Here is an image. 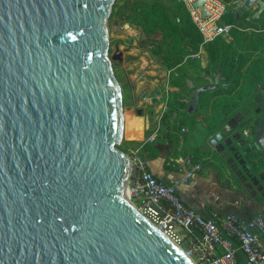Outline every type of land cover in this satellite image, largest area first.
Returning <instances> with one entry per match:
<instances>
[{"label": "water", "instance_id": "95a60500", "mask_svg": "<svg viewBox=\"0 0 264 264\" xmlns=\"http://www.w3.org/2000/svg\"><path fill=\"white\" fill-rule=\"evenodd\" d=\"M116 1L0 0V264H193L122 195ZM206 1L194 3L205 16ZM238 1L264 12V0ZM216 88H194L188 115ZM254 145L264 152V116Z\"/></svg>", "mask_w": 264, "mask_h": 264}, {"label": "rangeland", "instance_id": "374dc122", "mask_svg": "<svg viewBox=\"0 0 264 264\" xmlns=\"http://www.w3.org/2000/svg\"><path fill=\"white\" fill-rule=\"evenodd\" d=\"M155 1L116 2L108 21L109 58L124 102L123 142H126V150L158 133L152 150L165 153L166 167L177 170L184 156L191 155L199 161L211 155L209 137L213 139L221 134L226 138L227 135L222 132L225 126L230 139H222L218 149L214 148L233 161L234 166H230L234 170L231 171L234 185L249 195L253 206L263 207L264 152L256 149L254 134L260 118L255 110L261 108L264 101V12L260 21H255L257 5L250 9L242 6L238 11L226 3L222 23L234 26L236 34L244 35L243 41L234 43L231 38H219L205 44L184 0H165L167 14L175 27L173 35L151 37L140 16V9H150ZM182 7L186 13L179 11ZM232 11H237L238 16L234 24H231ZM117 41L122 43L117 45ZM225 43L231 47L226 48ZM130 48H133L132 52L136 50L134 54L142 53L143 57L149 58L142 60L141 64L137 63L141 73L135 77L129 73L133 69L127 60V56L132 54L129 53ZM149 64L163 67L168 80L176 79L183 88L171 87L167 82L163 89L147 80L144 68L151 69ZM134 66L137 67L136 64ZM214 84L217 89L201 97L199 111L190 117L188 105L182 100H191L194 88ZM201 116L205 118L203 121ZM245 131L248 134L245 135ZM238 135L240 138L236 139ZM240 141L244 142L243 150ZM234 152L243 154L246 169L238 163ZM216 170L221 184L228 182L225 176L230 174L225 166L221 165ZM237 171L242 172L244 177L237 175ZM216 190L217 186L211 183L203 190L197 187L192 192L199 201L215 208Z\"/></svg>", "mask_w": 264, "mask_h": 264}, {"label": "built area", "instance_id": "2783aa9c", "mask_svg": "<svg viewBox=\"0 0 264 264\" xmlns=\"http://www.w3.org/2000/svg\"><path fill=\"white\" fill-rule=\"evenodd\" d=\"M125 0H117L122 2ZM184 0L204 43L232 38L234 26L222 23L226 4L207 0L208 15ZM159 97V96H158ZM166 104V101H165ZM167 106V104H166ZM158 133L124 151L130 162L128 190L130 204L148 222L179 246L194 264H264V209L252 219L213 212L206 217L186 204L180 188L188 185L203 168L204 159L188 155L179 172L182 177L168 185L150 167L147 146ZM123 145V139L119 147Z\"/></svg>", "mask_w": 264, "mask_h": 264}, {"label": "crops", "instance_id": "0c3cea01", "mask_svg": "<svg viewBox=\"0 0 264 264\" xmlns=\"http://www.w3.org/2000/svg\"><path fill=\"white\" fill-rule=\"evenodd\" d=\"M241 9L242 7L239 9V11ZM259 19L260 18H254V20H259ZM132 77H135V76H132ZM138 87L141 89V85ZM182 102L185 103L184 100H182ZM190 117H193V116H190ZM204 119L205 118L201 116V121H203ZM222 132L224 135H227V137L223 139H225L226 141L229 140L230 139L229 138L230 136H228L229 131L227 128H225V126L222 128ZM246 134H248L247 131H245V135ZM241 137L244 138L245 136L241 135ZM211 138L212 137H209V143H210ZM238 138H240L239 135L236 136V139ZM243 141L239 142L241 143L239 144L240 147L243 146L242 144L244 143ZM218 145L215 148L218 149ZM215 148L212 147L213 153L211 155H208V157H205V158L202 157L205 161V162L203 161L204 163H203L202 170L194 176V178L188 185L179 189L181 197L183 198V200L186 202L187 205L194 208L200 214L206 217L210 216L211 213L213 212H219L221 214L237 215L247 220L254 218L264 209V206L258 207L259 209L255 205L253 206L251 204L249 195L244 194L243 189H239L234 185V179L231 174V171H234L232 168L234 166L233 161L228 158L227 154L220 153ZM243 149H244V146L242 150ZM234 155L238 163L242 166V168L245 167L246 169V166H244L245 164L243 162L244 161L243 154L241 152H234ZM166 158H167L166 154L162 152L157 153L156 157L151 158L150 151L148 150V159H149V164H150L151 169L161 181L165 182L168 185H171L176 180L180 179L183 176L182 175L183 173L179 172L181 167L177 170H171L170 168H168V166L166 167L165 165ZM183 159L180 164L181 166L183 164ZM230 164H233V166L231 167ZM221 165L225 166V170L227 171V173L230 174V176H228L227 174L225 176L226 178H228L229 183L225 182L224 184H221V182L219 181V177L217 175L216 169L220 167ZM235 167H238V166H235ZM236 173L237 175H241L242 178L244 177L242 172L237 171ZM211 183L217 186V190L215 194L216 198L213 201V203L216 204L215 208L210 206L209 204L202 203V201H199L195 197L194 191L192 192V189L194 190L197 187H200L203 190L205 187L210 186Z\"/></svg>", "mask_w": 264, "mask_h": 264}, {"label": "trees", "instance_id": "16d2710c", "mask_svg": "<svg viewBox=\"0 0 264 264\" xmlns=\"http://www.w3.org/2000/svg\"><path fill=\"white\" fill-rule=\"evenodd\" d=\"M180 12H185V8L182 7L181 9H179ZM232 15V16H231ZM230 17L232 18L231 19V24H234L233 22H235V20H237L236 17L237 14L236 12L232 11ZM140 16L145 24V26L147 27V33L151 36V37H157V36H161V37H168V36H171L173 35L174 31H175V27L173 26V23L170 19V17L168 16L167 14V2L165 0H156L152 7L150 9H140ZM246 19V18H245ZM255 21H260V20H255ZM236 30H233L232 32V40H234V43L235 42H240V41H243L244 39V35L242 36V34L238 33L236 34ZM201 37V36H200ZM202 41V39H200V42ZM222 41V40H220ZM122 42L120 41H117V45H120ZM225 46L226 48H230V44H226L225 43ZM222 48V46H221ZM133 51V48H130L129 49V53H132L130 54V56H127V60L130 64V66H133V69L129 71L130 75L134 76H139L140 75V69L138 68V64H141L142 63V60L146 59V60H149V58L146 56V57H143L142 53L141 55H136L134 54L136 50ZM138 63V64H137ZM133 64V65H132ZM134 64L137 65L134 66ZM151 65V69L149 68H144L146 70L145 72V77L148 78L147 80L151 81L152 83H155L156 85H158L159 87L163 88L166 87V84L168 82L169 86L171 87H174V88H179V89H182L183 88V85H181L179 83V81H177L176 79L175 80H168V76H167V71L163 68V67H159V66H154L152 64H149ZM136 67V68H134ZM143 98L145 97V94L142 96ZM141 98V99H143ZM124 104V102H123ZM125 144L126 142L124 141L123 142V145L119 147V149L121 151H125L126 148H125ZM152 145H149L147 146V150L150 151V157L151 158H154L157 156V153L154 152L152 150Z\"/></svg>", "mask_w": 264, "mask_h": 264}, {"label": "bare ground", "instance_id": "6f19581e", "mask_svg": "<svg viewBox=\"0 0 264 264\" xmlns=\"http://www.w3.org/2000/svg\"><path fill=\"white\" fill-rule=\"evenodd\" d=\"M227 2H229L231 5L235 6V7H239L241 4L238 0H226ZM128 178H129V174H128V177H127V182L125 183V186H124V189H123V192H122V195L123 197L128 200L130 202V199H129V190H128ZM172 241V240H171ZM173 242V241H172ZM174 243V242H173ZM175 244V243H174ZM176 245V244H175ZM177 246V245H176ZM188 258L189 256L179 247L177 246ZM190 259V258H189ZM191 260V259H190ZM192 262V260H191ZM193 263V262H192ZM194 264V263H193Z\"/></svg>", "mask_w": 264, "mask_h": 264}, {"label": "flooded vegetation", "instance_id": "af4514ba", "mask_svg": "<svg viewBox=\"0 0 264 264\" xmlns=\"http://www.w3.org/2000/svg\"><path fill=\"white\" fill-rule=\"evenodd\" d=\"M258 7V6H257ZM258 10H259V7L258 8H256V12H258ZM261 19V18H260ZM259 19V20H260ZM248 30H250L249 28H247ZM254 31H256V30H254ZM256 112H255V114L257 115V116H259L260 118H259V120H258V124H257V126H256V128L258 127V125H259V122H260V120H262V118H263V116H264V101L262 102V107L260 108H257L256 110H255ZM256 128H255V130H256ZM257 149V148H256Z\"/></svg>", "mask_w": 264, "mask_h": 264}]
</instances>
